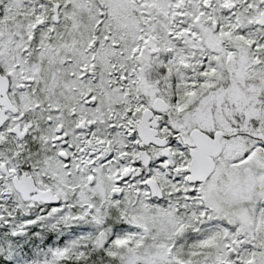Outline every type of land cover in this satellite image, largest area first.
I'll list each match as a JSON object with an SVG mask.
<instances>
[{
  "label": "snow or ice",
  "instance_id": "6c2138e0",
  "mask_svg": "<svg viewBox=\"0 0 264 264\" xmlns=\"http://www.w3.org/2000/svg\"><path fill=\"white\" fill-rule=\"evenodd\" d=\"M0 264H264V0H0Z\"/></svg>",
  "mask_w": 264,
  "mask_h": 264
}]
</instances>
